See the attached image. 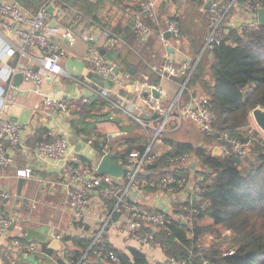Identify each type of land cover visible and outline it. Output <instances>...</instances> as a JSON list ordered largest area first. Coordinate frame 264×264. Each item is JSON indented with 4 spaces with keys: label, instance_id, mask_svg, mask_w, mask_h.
<instances>
[{
    "label": "crops",
    "instance_id": "1",
    "mask_svg": "<svg viewBox=\"0 0 264 264\" xmlns=\"http://www.w3.org/2000/svg\"><path fill=\"white\" fill-rule=\"evenodd\" d=\"M3 1L18 4L27 15L32 16L37 13L34 12L35 7L30 10L24 9L17 0ZM143 1H53L54 12L52 15L50 14L49 22L50 37L64 47L67 54L61 60L63 73L57 76L60 78L59 83L55 84L57 77L53 80L47 79L42 86V90L50 96L68 99L71 103L69 114L47 113L44 109L43 97L41 94L34 92V85L25 80L24 77L23 80L16 82V74L12 76L9 71V66L15 64L16 60L1 55L5 41L0 36V104L4 101L8 103L3 116L17 122L22 127L28 143L34 142L40 137L43 138L48 130L51 135L65 137L69 140L71 144L69 160L72 162L78 163L84 157L93 165L98 166L104 156L99 155L89 142L79 137L71 125V117L78 116L81 112L83 114L87 113L86 110L89 104H85L83 98L89 97L91 101L100 98L93 94V89H97L101 85L93 80L96 73L92 69L88 54L89 43L84 39L86 34L95 37L92 43L104 58L111 61L115 66H119L120 72H130L131 82L122 97H120V101L127 106L137 105L136 115L141 118L147 117L149 107L146 105L144 98L150 92L143 91L142 98H138L140 94L139 86L144 82L150 83V79H157V76L160 78L156 85L163 89L161 97L167 106L173 104L180 94L181 106H184L192 96L204 95L202 92L196 94L190 92L189 98L184 100L182 93L191 75L184 82L181 81V77L168 78L162 74V65L169 57L178 63H181L185 58L193 60L198 42L195 41L192 33L195 30H198V33H200L199 30H204L202 15L205 10H209L206 5L211 0H203L205 5L202 7H198L192 0H150L154 3L158 13L156 22L144 15L145 12L142 11ZM227 2L228 0H224L223 4L226 5ZM59 10H62L65 15L61 21L57 22L55 13ZM141 15L148 19L146 23L150 26L152 23L158 25V29H153L154 32L146 43L140 42L135 33V23ZM239 16L238 8H233L231 21L236 22ZM175 17H178L181 22L180 27L177 25V33L169 31V23L173 20L171 18ZM67 30H71L75 34L74 44H71L64 37ZM104 30H110L117 35L120 42L117 44L108 43L103 35ZM128 30L133 31L129 33ZM179 30H182L183 33H180ZM166 32H170V35L167 36ZM109 51L113 52L112 60L106 56ZM25 62H27V59H25ZM131 68H135L134 73L130 71ZM249 86H254V84L251 83ZM93 97H96V99L94 100ZM94 112L97 115L112 112L109 119L97 122V130L106 135L108 139L124 137L128 133L131 135L139 134L142 135L147 146L154 137L153 129L131 128L130 124H133L135 120L124 112L110 108L108 105L98 104ZM175 114L177 116L179 110ZM155 119V115L150 117L152 128L158 124ZM251 123L255 124L252 116ZM166 136L174 140L192 143L194 146H205L212 149L217 147L214 139L201 132L197 123L188 118H184L179 123L178 119L174 117ZM171 149L172 146L164 141L156 142L153 146V151L157 157ZM105 153L111 152L106 150ZM195 162H192L191 168L198 167ZM255 163L256 156L250 151L243 160L242 168L248 171L250 165ZM63 167L64 162L62 161L26 159L20 153L15 154V165L5 168L0 166V192L3 191L8 194L7 198H3L0 194V218L10 217L12 219L10 228L3 235H0V264L7 259L3 249L11 246L14 238L21 237L25 239V228L41 229L42 227H47L45 231L49 236H60L62 248L54 251V253H47L44 249L45 244L37 240H29L37 242L39 245V252L35 254L38 262L41 264H61L59 260L63 258L64 264H73V261L64 258L62 252L67 245L63 240L64 236L83 234L92 237L110 216H112L113 222L121 218L119 212H113L114 206H110L112 203L115 205V202L105 200L96 193H93L90 197L85 215L77 218L74 210L67 204V190L60 181ZM24 168H31L32 175L30 178L17 175V171ZM192 172V176H194L195 170H192ZM190 195H193L190 189L180 194L166 193L161 189L147 192L146 189H143L142 191L133 190L130 197L150 210H162L168 215L177 217V212H179L177 203L187 202ZM18 197L22 200H17ZM57 201L58 203H56ZM41 207H46L60 214L58 218H47L42 212L38 211L42 210ZM79 219L89 227L88 230L84 229V226L74 224V221H79ZM206 223H210V220H207ZM54 233H57V235L54 236ZM103 240L109 243L110 247L126 254H130L131 248L142 250L150 264L167 261V256L162 248L144 246L114 228H109L105 232ZM68 246L71 247L72 243L69 242ZM26 258H19L17 264H34ZM89 260L87 262L91 264L92 259L89 258ZM104 260L109 261L107 259L99 261Z\"/></svg>",
    "mask_w": 264,
    "mask_h": 264
},
{
    "label": "built area",
    "instance_id": "2",
    "mask_svg": "<svg viewBox=\"0 0 264 264\" xmlns=\"http://www.w3.org/2000/svg\"><path fill=\"white\" fill-rule=\"evenodd\" d=\"M53 1L47 0L35 15L30 16L18 4L0 0V36L5 41L1 55L16 60L15 64L9 66L10 74L14 76L17 73H21L25 80L34 85V92L41 94L43 97L44 109L47 113L60 112L69 114L71 103L68 99L50 96L42 90V86L47 79L53 80L63 73L61 60L67 54L66 49L50 37V13L48 9L53 6ZM87 1L95 2L97 0ZM223 1L211 0V30L201 55L205 50L213 49L223 40L225 32L231 27H238L242 33L255 32L261 27L258 19L261 5L258 0H228L226 5L223 4ZM233 8H238L240 13L236 22L231 21ZM142 11L152 21H157L158 13L154 3L150 0L142 2ZM64 15L65 13L59 10L55 13V20L57 22L61 21ZM177 25L175 20L170 21L169 31L177 33ZM153 32V28L139 16L135 23V33L138 40L146 43ZM103 35L110 44L120 42V38L110 30H104ZM64 37L71 44H74L76 40V36L71 30H67ZM15 39L17 40L16 42ZM84 39L89 43L88 54L93 71L100 75L102 80H108L111 84L110 88L99 86L97 89H93V94L105 100L111 108L122 111L132 117L142 127L153 129L154 137L152 141L143 152L135 150L129 154L127 159L120 162L119 165L126 168L125 177L124 179L116 180L110 175L99 174L97 165L84 163L81 159L78 163L70 161L71 144L65 137L39 142L32 147L28 143L22 127L17 122L3 116V112L8 106V103L4 101L0 104V166L5 168L15 165L16 153H20L26 159H53L64 162L60 181L67 190V204L74 210L77 218L85 215L89 199L93 193L105 200L114 201L113 212H119L121 218L113 222L112 216H110L98 228L97 233L92 236L90 249L93 250L95 259H107L113 264H123L121 257L117 253L100 246L103 235L109 228H114L118 232L127 234L131 239L140 242L144 246L163 249V245L157 237V232L162 229H168L169 219L166 217L168 214L162 210H150L132 200L130 195L133 190L142 191L145 189V183L141 182L140 174L144 171L148 172L147 166L157 158L153 151V146L156 142L163 141V135L167 132L174 117L178 119L179 123L184 118L193 120L197 123L201 132L214 139L222 154L239 159H243L246 156L253 141L264 139V133L259 131L260 135H257L250 131L247 140L237 138L227 130H219L215 127V115L211 109L208 95L192 96L184 106H181L180 94L173 104L167 106L161 97L163 89L156 84L147 82L141 83L139 86L140 94L138 98H142L141 94L143 91L150 92L144 98L146 105L149 107L147 117L141 118L136 115L137 105L127 106L120 101V97H122L131 82L130 72H115V65L104 58L98 48L92 43L95 37L86 34ZM201 55L196 62L185 58L181 63H178L170 57L167 58L162 66L163 76L171 79L182 76L190 77ZM25 59H27V62H25ZM153 90L159 92L160 96H154ZM83 102L90 104L91 100L89 97H85ZM177 110H179V114L176 116L175 112ZM153 115L156 116L155 120L158 121L154 128L150 125V117ZM174 161L179 162L180 166H171L173 173L161 180L160 186L162 187L160 189L171 194H180L188 189L191 190L193 195H190L187 202L181 205L182 211L177 216V218L185 220L188 218V214L193 211L190 200L202 199V185L205 177L202 175L192 176V170L188 172V175H180L178 173L180 168L188 169L192 166V162L196 161L193 154H182L177 156ZM17 175L30 178L32 170L31 168L19 169ZM0 194L3 198L8 197L6 192L1 191ZM194 211L196 210L194 209ZM11 224L12 219L10 217H1L0 235H3L9 229ZM57 238L60 239V236L57 235ZM207 238L213 239V236L207 235ZM3 250L4 254L7 255V259L2 264H17L19 258L35 256L39 252V245L37 242L20 237L14 238L11 246ZM232 253L230 252V254ZM85 257L86 255L79 262L73 264H89L85 261ZM170 260L172 264H186L185 260H175L174 258Z\"/></svg>",
    "mask_w": 264,
    "mask_h": 264
},
{
    "label": "trees",
    "instance_id": "3",
    "mask_svg": "<svg viewBox=\"0 0 264 264\" xmlns=\"http://www.w3.org/2000/svg\"><path fill=\"white\" fill-rule=\"evenodd\" d=\"M17 1L27 10L35 7L36 13L47 0ZM192 1L198 7L205 5L203 0ZM258 1L261 7H264V0ZM141 18L145 22L148 20L142 15ZM202 18L204 30H199L200 33L195 30L192 33L198 42L193 62H196L202 53L211 30L210 10H205ZM171 19L180 27L179 18ZM151 27L158 29L156 23H152ZM132 31L128 30L129 33ZM179 32L183 33L182 30ZM112 53L109 51L106 54L110 60ZM157 77L150 79V83L158 84L160 77ZM181 79L184 82L186 76ZM251 83L254 86H249ZM199 91L210 97L217 129L227 130L242 140H247L253 129L259 133L258 128H254L255 124L251 123V112L258 106L264 108V26L261 25L258 31L251 33H242L238 27L230 28L225 32L223 40L213 49L205 50L192 72L182 98L187 100L190 92L196 94ZM98 104L108 103L98 98L88 105L87 113L81 112L78 116L71 117V125L76 134L89 142L99 155H105L106 150L111 152L116 164L127 159L135 150L143 152L146 145L142 135L128 133L129 135L124 137L108 139L97 130V122L109 119L112 114L107 112L97 115L94 109ZM130 127L143 129L136 121L131 123ZM55 138L57 136L49 134L47 130L43 138L40 137L29 144L34 147L39 142ZM163 141L171 145L172 149L147 166L148 172L140 174V180L145 183L147 192L158 191L162 187L161 180L173 173L171 166H180L174 159L185 153L195 156L199 169L180 168L178 173L188 175L190 170H195V177L202 175L205 180L202 185V199L190 200L193 211L188 214L186 222L182 218L167 215L168 229L157 232L167 256V261L159 264H171L172 258L185 260L186 264H264V139L253 141L250 151L256 156V166L246 173L242 168L244 158L215 155L212 148L174 140L166 136V133L163 135ZM82 161L91 163L84 157ZM183 204L185 203H177L178 214L182 211ZM110 206H114L113 203ZM207 220H210V223H206ZM81 221H74V224L84 226V229L88 230L89 227ZM207 235H212L213 239L207 238ZM63 240L67 243L62 251L65 259L77 263L86 255L85 261L91 258V264H113L94 258L93 250L90 249V236L66 235ZM69 242L72 243L71 247L68 246ZM100 246L117 253L123 264H150L142 250L131 248L130 254H126L110 247L104 240ZM44 249L47 253H54L46 245ZM59 261L64 264L63 258Z\"/></svg>",
    "mask_w": 264,
    "mask_h": 264
},
{
    "label": "water",
    "instance_id": "4",
    "mask_svg": "<svg viewBox=\"0 0 264 264\" xmlns=\"http://www.w3.org/2000/svg\"><path fill=\"white\" fill-rule=\"evenodd\" d=\"M206 8L210 10L211 8V1H208ZM49 13L52 15L54 12V7L51 6L49 9ZM146 15V13H144ZM258 19L259 22L262 26H264V7H261L258 12ZM166 35L169 36L170 32H166ZM115 72H119L120 68L119 66L114 67ZM130 71L132 73L135 72V68H131ZM15 80L16 82L23 80V75L21 73H18L15 75ZM60 78L57 77L55 84L59 83ZM93 80L106 88H110L111 84L108 80H102L101 76L96 74L93 77ZM153 95L156 97H159L160 94L156 90H153ZM95 100L96 97H93ZM251 116L253 118V121L255 125L264 133V108L261 106L256 107L255 109L252 110ZM213 154L215 155H221L222 151L218 148L215 147L213 149ZM125 167L119 164H116L113 160V154L112 153H107L105 154L101 161L98 164V172L99 174H107L115 178L116 180H121L125 177ZM17 200H22V198H17ZM184 222H186L184 220ZM47 227H42L41 229H33V228H25L24 229V234H25V239L27 240H37L45 245L48 246L49 249L53 251H58L60 250L61 247V240L57 237H51L49 236L46 231ZM57 233H54V236H56ZM26 259H28L30 262L34 264H41L38 262L35 256H28ZM205 264H214L211 262H206Z\"/></svg>",
    "mask_w": 264,
    "mask_h": 264
},
{
    "label": "rangeland",
    "instance_id": "5",
    "mask_svg": "<svg viewBox=\"0 0 264 264\" xmlns=\"http://www.w3.org/2000/svg\"><path fill=\"white\" fill-rule=\"evenodd\" d=\"M199 92H201V91H199ZM254 125V124H253ZM254 128L256 129V128H258L256 125H254ZM259 129V128H258ZM259 131L260 132H262L260 129H259ZM252 133H256V130H254L253 129V131H252ZM263 133V132H262ZM259 135H260V133H259ZM256 165L255 164H252V165H250V168H253V167H255ZM249 171V170H248ZM247 172V170H244V173H246ZM56 203H58V201L56 202ZM42 208V210H38L39 212H42L43 214H44V216L45 217H47V218H50L51 219V217H55V218H58V216H59V212H55V211H53V210H51V209H48V208H46V207H41ZM54 219V218H53Z\"/></svg>",
    "mask_w": 264,
    "mask_h": 264
},
{
    "label": "bare ground",
    "instance_id": "6",
    "mask_svg": "<svg viewBox=\"0 0 264 264\" xmlns=\"http://www.w3.org/2000/svg\"><path fill=\"white\" fill-rule=\"evenodd\" d=\"M198 58H199V57H198ZM198 61H199V60H198ZM255 134H257V135H258L259 133H255ZM216 146H217V145H216ZM217 147H218V146H217ZM218 148H219V147H218ZM249 151H250V150H249ZM249 151H248V153H249ZM248 153H247V154H248ZM247 154H246V156H247ZM246 156H245V157H246ZM245 157H244V158H245Z\"/></svg>",
    "mask_w": 264,
    "mask_h": 264
}]
</instances>
